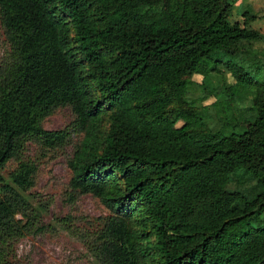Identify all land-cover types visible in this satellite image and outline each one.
Listing matches in <instances>:
<instances>
[{"label":"trees","instance_id":"1","mask_svg":"<svg viewBox=\"0 0 264 264\" xmlns=\"http://www.w3.org/2000/svg\"><path fill=\"white\" fill-rule=\"evenodd\" d=\"M233 1L0 0V170L13 163L0 175V264H17L20 240L42 230L46 206L23 195L36 172L26 145L54 150L73 135L69 199L109 212L81 234L95 264H264V77L237 61L264 35L249 12L229 20ZM215 66L229 96H251L248 120L227 124L239 133L182 107L189 78L212 90ZM62 107L70 123L42 129Z\"/></svg>","mask_w":264,"mask_h":264},{"label":"rangeland","instance_id":"2","mask_svg":"<svg viewBox=\"0 0 264 264\" xmlns=\"http://www.w3.org/2000/svg\"><path fill=\"white\" fill-rule=\"evenodd\" d=\"M254 7L253 0H234L229 20L242 21V13L249 12L255 17L249 27L264 35V15H257ZM4 50L0 30V57ZM237 61L253 79L261 80L264 77V39L253 44L248 52L241 51ZM207 77L212 90L206 89L201 76L193 75L189 78L182 107L189 106L197 112L205 129L223 128L227 133L241 132L244 124L234 127H228L227 124L231 126L235 122L248 120L247 108L250 106L251 96L245 93L240 103L229 96L228 88L233 82L222 66L213 67ZM71 120L69 109L62 107L42 120L40 126L48 131L62 130ZM107 129L108 119L107 114H104L97 124V136L100 138ZM81 139V135H73L66 145L54 150L40 149L34 143L26 145V158L33 162L36 172L31 188L23 192V195L32 200V203L38 200L39 204L46 206V210L41 213L42 230L26 236L18 243L17 264H95L83 246L81 234L91 233L109 212L97 198L90 195H78L73 200L69 199L67 183L71 173L67 168V160ZM12 167L13 163H9L0 170V175L5 177ZM261 216L264 217V213ZM66 218L71 220L74 235L61 226L64 223L62 220ZM249 224L252 227L262 225L254 221Z\"/></svg>","mask_w":264,"mask_h":264},{"label":"crops","instance_id":"3","mask_svg":"<svg viewBox=\"0 0 264 264\" xmlns=\"http://www.w3.org/2000/svg\"><path fill=\"white\" fill-rule=\"evenodd\" d=\"M253 3L255 4L254 11L257 15H264V0H253Z\"/></svg>","mask_w":264,"mask_h":264}]
</instances>
